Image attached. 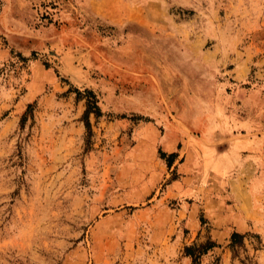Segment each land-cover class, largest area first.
I'll return each mask as SVG.
<instances>
[{
    "label": "rangeland",
    "instance_id": "1",
    "mask_svg": "<svg viewBox=\"0 0 264 264\" xmlns=\"http://www.w3.org/2000/svg\"><path fill=\"white\" fill-rule=\"evenodd\" d=\"M242 140L264 177V0H0V264H264V180L210 201Z\"/></svg>",
    "mask_w": 264,
    "mask_h": 264
},
{
    "label": "crops",
    "instance_id": "2",
    "mask_svg": "<svg viewBox=\"0 0 264 264\" xmlns=\"http://www.w3.org/2000/svg\"><path fill=\"white\" fill-rule=\"evenodd\" d=\"M168 131L165 132V137H167ZM252 142V143H249ZM235 154H237L238 157H247L243 163L244 167L243 170L240 173V176L242 180L238 178L234 179H226V178H220L223 180L224 187L221 191V193L218 195V199H210V201L215 203V206L217 204V210L221 213V216H226L227 213L233 214L232 223H257V206H256V198L257 194L253 191V187L256 181L262 178L264 180V177H258L254 178V176L251 174V172H254V166L252 165L253 171L250 172V165H251V159L250 157L252 155H255L257 148V143L254 141H237ZM243 182L242 186V192H243V198L239 195L242 194L240 191L236 192L235 185ZM235 230L237 232H244L240 229V226L236 225Z\"/></svg>",
    "mask_w": 264,
    "mask_h": 264
},
{
    "label": "trees",
    "instance_id": "3",
    "mask_svg": "<svg viewBox=\"0 0 264 264\" xmlns=\"http://www.w3.org/2000/svg\"><path fill=\"white\" fill-rule=\"evenodd\" d=\"M77 94V99H80L82 96L87 98L86 101V109L83 114V123L85 126V129L89 135H91V130H90V124L88 121L89 115L93 114L96 118H99L101 116L100 109L97 105L98 100L95 96V94L91 90H84L83 93L78 92L75 90ZM32 117V106L29 105L25 111V113L21 117V126L23 125L24 122L27 121L28 118ZM135 118L134 120H138L139 117H133ZM160 158L165 162V165L168 169L172 167L174 164L175 160L177 159V154L176 153H170L166 154L161 151H159ZM202 224V222H201ZM249 236V234H242L240 232H237L236 230H233L229 236V244L228 247L232 251L233 255L235 254V249L236 248H242L244 244V239ZM254 237H257L255 235ZM219 246L211 241H207L204 245H196L193 244L191 246H187L184 248V255L185 257L189 258L191 260V264H197L199 257L207 253L208 251H211L214 248H218Z\"/></svg>",
    "mask_w": 264,
    "mask_h": 264
}]
</instances>
